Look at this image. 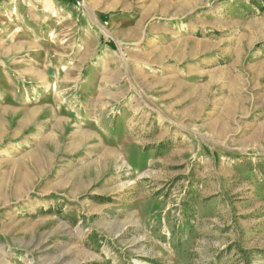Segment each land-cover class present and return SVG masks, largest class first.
Returning <instances> with one entry per match:
<instances>
[{
    "label": "rangeland",
    "instance_id": "1",
    "mask_svg": "<svg viewBox=\"0 0 264 264\" xmlns=\"http://www.w3.org/2000/svg\"><path fill=\"white\" fill-rule=\"evenodd\" d=\"M0 264H264V0H0Z\"/></svg>",
    "mask_w": 264,
    "mask_h": 264
},
{
    "label": "bare ground",
    "instance_id": "2",
    "mask_svg": "<svg viewBox=\"0 0 264 264\" xmlns=\"http://www.w3.org/2000/svg\"><path fill=\"white\" fill-rule=\"evenodd\" d=\"M13 147V146H12ZM11 149H13V148H11ZM9 151H11V150H9Z\"/></svg>",
    "mask_w": 264,
    "mask_h": 264
}]
</instances>
